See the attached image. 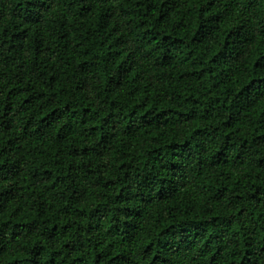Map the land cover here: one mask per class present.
I'll return each mask as SVG.
<instances>
[{
    "label": "trees",
    "instance_id": "trees-1",
    "mask_svg": "<svg viewBox=\"0 0 264 264\" xmlns=\"http://www.w3.org/2000/svg\"><path fill=\"white\" fill-rule=\"evenodd\" d=\"M0 264H264V0H0Z\"/></svg>",
    "mask_w": 264,
    "mask_h": 264
}]
</instances>
